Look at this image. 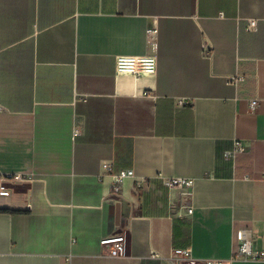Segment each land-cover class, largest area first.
<instances>
[{"label": "crops", "instance_id": "1", "mask_svg": "<svg viewBox=\"0 0 264 264\" xmlns=\"http://www.w3.org/2000/svg\"><path fill=\"white\" fill-rule=\"evenodd\" d=\"M0 171L32 177L0 195V264H203L240 228L263 251L264 0H0Z\"/></svg>", "mask_w": 264, "mask_h": 264}, {"label": "built area", "instance_id": "2", "mask_svg": "<svg viewBox=\"0 0 264 264\" xmlns=\"http://www.w3.org/2000/svg\"><path fill=\"white\" fill-rule=\"evenodd\" d=\"M256 20H250V25H254ZM155 32L156 29L150 30ZM156 60L153 55H122L117 59V70L126 71L136 74H147L152 72L155 69ZM241 80V77L238 75L230 76L228 81L233 84H238ZM257 98L251 101V106L257 105ZM242 150L240 144H235L234 148L225 151L226 158H235L237 153ZM134 175V169L129 168L126 170L120 171L116 175L115 187L119 188L121 181L128 176ZM31 175H26L23 173H5L0 171V195L6 194L9 192L11 183H21L31 181ZM166 183L170 187H188L192 185L193 179L184 178V177H173L167 178ZM189 212L192 211V208L188 209ZM254 233L250 228H240L235 231V245L232 255L228 259L209 257L203 260V264H232L237 258L245 257L252 260H264V250L261 252H256L253 248ZM128 234L121 228L117 231L104 235L100 239L102 254L109 257H120L125 256L128 251ZM177 257L180 254L188 256L189 250H176ZM185 257H182L183 259Z\"/></svg>", "mask_w": 264, "mask_h": 264}]
</instances>
